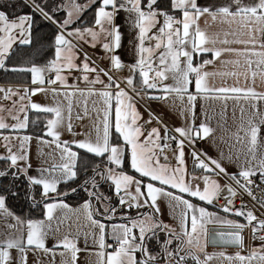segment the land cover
Segmentation results:
<instances>
[{"label":"snow or ice","instance_id":"obj_1","mask_svg":"<svg viewBox=\"0 0 264 264\" xmlns=\"http://www.w3.org/2000/svg\"><path fill=\"white\" fill-rule=\"evenodd\" d=\"M65 8L66 14L58 15ZM89 11L90 19L85 15ZM122 13L135 30L130 63L118 52L124 35L118 23ZM37 17L51 29L52 54L43 62L27 51L33 46ZM209 17L229 25L235 22L240 29L225 32L223 39L219 33L209 35L199 23ZM257 31L264 36V0H73L67 6L58 0H17L12 5L0 0V70L29 77L23 86L0 85L2 98L12 102L10 107L0 104V213L6 221L0 264H28L29 252L54 257L58 249L64 257L61 264H76L82 250L95 257L93 264H209L215 255H225L206 252L209 224L228 225L230 231L220 232L219 239L241 248L243 232L251 228L252 238L261 241L259 248L227 259L264 264V112L259 107L264 92L254 87L217 88L209 84V77L239 73L206 70L223 53H234L237 59L226 64L239 65L243 57L253 78L258 72L264 77V40ZM218 42L243 47H216ZM97 47L102 56L89 50ZM205 53L213 59L194 61L195 55ZM105 59L107 67L101 63ZM49 91L63 100L49 105L32 99ZM170 94L182 101L187 96V126L170 128L152 109L151 101ZM202 95L223 101L225 109L229 99L252 107L246 122L245 108L240 107L241 124L234 135L237 143L247 144V151L241 153L236 172L228 170L224 159L197 146L198 139L210 138L214 131L206 113L205 122L195 123L196 101ZM93 96L97 100L90 110ZM77 104L82 109V114L75 112L77 121L92 119L95 113L92 128L84 132H77L73 123ZM138 105L148 113L146 119ZM33 110L35 121L44 114L43 126L29 132L35 123L29 116ZM65 132L72 138L63 139ZM33 139L51 148L48 153L38 149L35 166ZM186 147L202 176L193 172L189 178ZM165 150H171L175 163L169 162ZM74 195L81 200L77 207L67 202ZM246 197L259 205L260 215ZM13 199H23L27 212L11 210L8 203ZM165 204L172 223L163 218ZM206 205L228 215L222 217ZM81 217L87 230L79 226Z\"/></svg>","mask_w":264,"mask_h":264},{"label":"crops","instance_id":"obj_2","mask_svg":"<svg viewBox=\"0 0 264 264\" xmlns=\"http://www.w3.org/2000/svg\"><path fill=\"white\" fill-rule=\"evenodd\" d=\"M16 1V0H13ZM76 2L84 3V1L76 0ZM200 3H212L213 0H199ZM64 5H71L73 3V0H63L62 2ZM67 11V8H65V13ZM118 23H121V31L123 32V38H122V47L118 50L119 54L121 55L122 60L125 62L130 63L132 60V52L131 48L133 44H130V41L133 40V37L135 35V30L131 26V24L125 22L124 14H121L120 19L118 20ZM200 27L202 29H205L209 35L213 34H220V39L224 38L225 32H235L240 29V25L237 23H232L231 25L227 23H222L220 21H213L210 17L205 19L201 18L199 21ZM256 36L264 40V36H261L260 33L257 31ZM245 38H246V32H245ZM228 39H232L231 36L228 37ZM134 43V42H133ZM216 47H243V45L239 44H232V45H224L221 43H217L215 45ZM257 48H259V45H257ZM90 51L94 52L96 55H103V50L97 47L96 49H89ZM201 59H213V55L210 53L205 54H197L194 56V61L199 62ZM237 59L236 55L234 53H223L220 58H217L215 60L214 64H210L206 66V70L208 71H214L217 73H230V72H237L239 73L238 76H231V75H222L217 74L215 76L209 77V84L212 86H215L217 88L219 87H230V86H239V87H254L256 91L258 92H264V77H262L259 72L256 75L255 78L252 77L251 71L248 68V65L244 62L243 57H240L241 63L239 65L234 63H225L226 60H235ZM101 63L103 66H108V61L102 60ZM254 67V66H253ZM1 71V70H0ZM245 73H247V76H245ZM123 75H127V71L123 73ZM71 82V77L69 78ZM106 79V78H105ZM81 87H85L84 82H80ZM5 87L8 85L15 86H23L25 84H0ZM99 87V85H97ZM13 99H16V97H13ZM32 99L40 102L42 104H49L54 105L58 101L63 100L62 96L54 97L53 94L49 91L47 94L38 93L34 96H32ZM97 100L95 96L89 98L88 107L91 110L93 105L92 101ZM99 102V101H97ZM11 100L3 99L2 93H0V104L11 106ZM151 107L152 109L161 115L163 117L164 122L170 127H182L187 126L188 123L191 122V114L186 111L188 107V101L187 96L184 97V100L182 101L178 96L174 94H170L165 97L163 100H156L151 101ZM241 105L245 108V115H244V121L246 122L248 115L252 111V107L250 104L240 101V103L234 102L232 99H229L227 101V107L225 109V104L221 100L217 99H207L205 100L202 96H199L196 101L195 106V113H196V120L195 123L199 125L202 122H205L207 114V123L210 127L213 128V133L210 134V138L205 139H198L197 146L204 151L208 153V155L216 158L224 159L225 166L228 168L230 172H236L239 170L240 163L243 160L242 152L247 151V144H240L236 142L235 133L240 127L241 124V113H240V107ZM140 107V111L144 114V118H147L148 113L144 110L142 106ZM260 111L264 112V101L259 102ZM233 109H235V114H233ZM75 112H81L82 109L77 105L74 106V115H73V123L77 124L78 127L76 128L77 132H84L85 130H89L92 128V119L95 118V113H92V119L85 118L83 121H77L75 119ZM35 113V110L33 112L29 113L30 121H31V115ZM41 121L44 119V114L40 113ZM94 131V130H93ZM164 129H161V132L163 133ZM242 135V133H241ZM261 136L264 137V128L261 130ZM63 139H71V136L69 133L65 132ZM43 150L44 153H48L51 151V148L47 145H40L38 142L33 139L31 142V155L32 159L34 161V166L39 162L38 161V149ZM3 151V148H0V152ZM168 150L166 151V155L169 158V162L175 163V160L173 158L172 152ZM261 151H264V148L261 149ZM232 155V159H227L229 155ZM239 157V160L237 159ZM185 159L187 162V170L189 173V178H191V174L195 172V175L197 177L202 176L204 173L199 168L194 167L193 158L190 154V149L188 147L185 148ZM161 162H165L163 158L161 159ZM217 179L220 180L221 184L224 183V180L222 177H217ZM194 182H200V181H194ZM187 197V194H185ZM193 202L199 203L197 198H192ZM208 207V205H206ZM77 207V206H73ZM164 208L167 209V205H164ZM163 218H166L165 216ZM11 218H9L10 220ZM73 224V231H75L77 227V222L75 221V218L73 217L72 220ZM79 226L83 230H87V222L81 217L79 221ZM6 231V221L3 217V214L0 213V235H2ZM111 243V241H109ZM49 246H51L52 241L49 240L48 242ZM80 247L83 249V238H81V244ZM60 249L56 251L55 256L53 257L50 254L43 253L39 250L35 252H29L28 254V264H61L62 257L60 255ZM95 257L90 256L87 251H80L78 253V258L76 264H93Z\"/></svg>","mask_w":264,"mask_h":264},{"label":"trees","instance_id":"obj_3","mask_svg":"<svg viewBox=\"0 0 264 264\" xmlns=\"http://www.w3.org/2000/svg\"><path fill=\"white\" fill-rule=\"evenodd\" d=\"M80 1H84V0H80ZM58 2L62 3L63 0H58ZM16 1H10L9 4H16ZM10 11H17L16 8H11ZM65 12H60L58 13V15H65ZM85 15L90 19L92 13L86 12ZM51 35V29L49 27L46 26H42V22L39 20V18L37 17V23L34 25V29H33V46L31 49H28L27 51H29V53H34L35 54V58L37 60V62H43L45 59L50 58L51 54H52V49L48 46L50 41H49V37ZM29 83V77L27 76H22L20 74L17 73H12V72H8L5 73L4 71H0V84H16V85H20V84H28ZM35 115L36 113H33L31 116V121H35ZM40 115V114H39ZM43 126L42 121H35V123L30 124V128L27 130L29 132H36L39 131V129ZM0 166H2V164H0ZM23 185L21 186V189H23ZM105 191H107V189H105ZM67 202L69 204H71L72 206H78L81 203V200L79 198V196L74 195V196H70L67 200ZM8 207L15 211L17 214H21L23 215L25 212H27V206L24 202L23 199L20 200H10L8 203ZM209 209L213 210V211H217V212H221L222 214H226L223 211H219L216 208H213L212 206H208ZM228 215V214H226ZM228 218L230 219H237L236 217L233 216H228ZM239 220V219H237Z\"/></svg>","mask_w":264,"mask_h":264},{"label":"rangeland","instance_id":"obj_4","mask_svg":"<svg viewBox=\"0 0 264 264\" xmlns=\"http://www.w3.org/2000/svg\"><path fill=\"white\" fill-rule=\"evenodd\" d=\"M10 1H13V0H8V2ZM71 136V135H70ZM72 138V137H71ZM82 138V137H80ZM171 151V150H170ZM169 151V152H170ZM210 211H213L211 209H209ZM213 212H217V211H213ZM222 217L223 216H226V214H222L221 212H218ZM164 216L166 218H164L167 222L169 223H172V218L171 216L169 215L168 213V210L165 209L164 211ZM212 226H228V225H221V224H209L208 225V229ZM163 235V234H161ZM243 236H244V244L245 246L243 248H213V247H209L208 246V243H206V252L209 253V254H212V253H224L225 255L224 256H220V255H215L213 257V259L211 261H209V264H241V262L236 259V260H233V261H229L227 259V256L229 255H234L235 253L237 252H240L241 254L243 255H248V252H249V249L250 248H259L260 244H256L254 243L252 237H251V233H250V230L249 228L248 229H245L244 232H243ZM204 241H202L203 243ZM201 258L203 259L204 256L203 254H201ZM190 264H194V262H191L190 261ZM253 264H259L258 261H254Z\"/></svg>","mask_w":264,"mask_h":264},{"label":"water","instance_id":"obj_5","mask_svg":"<svg viewBox=\"0 0 264 264\" xmlns=\"http://www.w3.org/2000/svg\"><path fill=\"white\" fill-rule=\"evenodd\" d=\"M230 231L229 226H212L209 228V239L208 246L213 248H240L236 244L227 243L223 240L219 239L220 232H227Z\"/></svg>","mask_w":264,"mask_h":264},{"label":"built area","instance_id":"obj_6","mask_svg":"<svg viewBox=\"0 0 264 264\" xmlns=\"http://www.w3.org/2000/svg\"><path fill=\"white\" fill-rule=\"evenodd\" d=\"M123 86V85H122ZM166 151H168V150H165V152ZM254 179H256V182H257V184H259L260 183V181H259V179H258V177H254ZM224 180V179H223ZM225 182V181H224ZM246 199L249 201V207H255V209H256V212H257V215H260L261 214V209H260V207H259V205H254V203L250 200V198H247L246 197ZM220 203H223V199H221V201H220ZM235 203H236V206H239L240 205V200L239 199H237L236 201H235ZM212 207L213 208H216L217 210H219V211H222V209H220L218 206H215V205H212ZM230 216H233V217H236L237 219H239L241 222H245L244 221V219L242 218V217H238V216H236V215H230ZM249 230H250V233H251V237H252V232H251V228H249ZM253 239V238H252ZM253 241H254V243H256V244H261V241L260 240H258V239H253Z\"/></svg>","mask_w":264,"mask_h":264}]
</instances>
